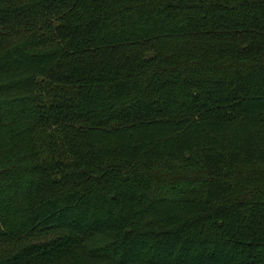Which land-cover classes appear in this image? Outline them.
<instances>
[{"label": "trees", "instance_id": "obj_1", "mask_svg": "<svg viewBox=\"0 0 264 264\" xmlns=\"http://www.w3.org/2000/svg\"><path fill=\"white\" fill-rule=\"evenodd\" d=\"M0 264H264V0H0Z\"/></svg>", "mask_w": 264, "mask_h": 264}]
</instances>
